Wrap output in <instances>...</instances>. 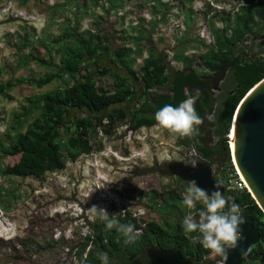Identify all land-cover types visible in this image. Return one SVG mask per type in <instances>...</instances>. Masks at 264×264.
I'll use <instances>...</instances> for the list:
<instances>
[{"label":"trees","instance_id":"trees-1","mask_svg":"<svg viewBox=\"0 0 264 264\" xmlns=\"http://www.w3.org/2000/svg\"><path fill=\"white\" fill-rule=\"evenodd\" d=\"M80 1L63 0V3L49 8L48 24L41 31V38L37 39L40 47L47 50L46 59H51L49 63L37 55L38 49L33 41L37 37L36 32L29 33L30 28L25 27L17 35L13 68L0 66V77L9 74L10 70L14 75L20 71L29 72L26 76L0 82V98L7 101H13L8 93L17 87L44 88L58 84L46 93L26 98L12 112L6 134L5 131L0 134V176L41 179L47 174L62 171L67 163H76L81 157L93 153L96 135L110 136L123 124L135 131L154 127L155 113L159 109L168 104L178 106L191 96L195 99L198 115L204 119L196 134L197 152L203 162L217 166L216 179L227 185L230 179L236 177V169L226 135L230 134L241 101L264 79V48L254 52L259 45L257 39L264 36V0H232L236 2V8L230 14L212 15L208 20L212 36L210 44L190 34L198 22L194 3L199 0H182L183 6L175 7L178 12L174 16L183 17L185 30L180 38H176L178 46L173 50L172 57L173 62L181 65L180 69L171 66L167 54L157 51L153 39L157 25L165 24L171 16L174 10L171 3L144 0L146 2L138 7L143 9L147 3L154 1L153 5L147 6L151 19L139 18L137 23H132L123 38L127 44L112 48L99 36L82 34L81 30L83 19L94 13L92 8L104 7L99 6L101 0H86V4ZM106 1L112 7L124 2ZM66 7L71 12L68 27L60 35H54L52 25L58 20V12L65 11ZM249 39H252L250 51H246ZM55 51L61 55L59 64L53 59ZM190 51H199L200 54L189 55ZM138 60H141L139 67ZM33 64L52 70L36 78L30 71ZM83 69L87 72L84 73ZM98 75L112 79L114 90L110 92L98 85ZM228 77L231 78L232 88L217 110L215 91ZM159 90L164 92L158 93ZM208 115L215 117L220 126V139L213 148L203 135V131L213 124ZM184 140L178 138L179 144H184ZM18 155L23 158L15 165H1L2 157ZM147 171L170 176L165 164L159 170L151 168ZM175 181L183 187L179 193L172 190L162 202H159L157 193L149 196L162 223L135 218L126 209L108 211L109 215H116L119 223H131L137 230H142L138 239L125 245L124 237L115 228L106 230L105 224L98 219L90 235L71 242V247L62 245L74 252L70 264H102L97 256L99 252L108 254L109 264H151L147 256L151 248L178 251L194 264H216L217 261L208 262L209 250L199 243H191V236L183 232L184 217L190 211L197 214L203 205L197 204L195 209H188L183 204V193L188 183L177 178ZM224 195L229 198V205L232 201L240 205L241 214L261 235L260 241L251 249L250 258L243 264H264L263 211L247 189L226 191ZM12 198H17L15 193ZM12 198L7 195L5 200L0 199L4 209L11 207Z\"/></svg>","mask_w":264,"mask_h":264},{"label":"rangeland","instance_id":"rangeland-1","mask_svg":"<svg viewBox=\"0 0 264 264\" xmlns=\"http://www.w3.org/2000/svg\"><path fill=\"white\" fill-rule=\"evenodd\" d=\"M118 7H112L106 0H101L99 6L82 21V34L90 33L99 36L107 46L118 48L127 42L123 39L125 32L131 28L132 23H137L139 18L150 20L147 6L138 7L144 0H123ZM81 0V4H86ZM174 6L171 16L165 24L156 27L153 39L157 51L169 56L171 66L180 69L181 65L172 61L173 50L178 46L176 38L184 33L183 17H175L178 9L183 6L182 0H162ZM244 2V0H242ZM63 0H0V66L12 69L15 63L17 35L21 28L28 29L29 33L36 32L33 39L38 49V57L46 59L47 50L38 44L41 31L49 21V8ZM138 7V8H137ZM211 8V9H210ZM236 8L232 0H199L194 3V10L198 15L196 27L190 31L191 37L205 39L210 44L212 36L208 20L213 15L227 16ZM70 8L58 12V20L52 25L51 32L60 35L68 27ZM160 19H158L159 22ZM220 26V22L217 23ZM9 41L11 45L9 44ZM252 39L246 43L245 50L250 51ZM258 48H264V36L257 39ZM13 45V46H12ZM189 55H198L199 51H190ZM146 56V55H145ZM61 55L55 51L53 59L60 63ZM141 65L138 60L137 67ZM52 69L49 67L30 66V71L36 78H40ZM89 70V69H88ZM84 73L87 70H84ZM28 70L20 71L0 77V82H5L11 77H22ZM126 74V73H125ZM98 85L104 86L110 92L114 90L112 79L101 75L97 76ZM130 81H133L130 79ZM58 84L39 87H17L10 94L13 101L0 98V134L6 129L11 120L12 112L28 97L46 93ZM231 78L228 77L221 88L215 91L216 104L219 110L223 99L231 90ZM159 90L158 93H163ZM212 125L203 135L212 148L217 146L220 139V126L212 119ZM230 135V134H229ZM229 135L226 137L229 139ZM196 134L185 138L184 144H179L178 138H173L167 131L156 126L133 130L126 124L119 127L110 136L96 135L93 139V153L81 157L76 163H67L59 172L47 174L41 179L34 177H2L0 176V199L5 200L7 195L12 198L11 207L4 209L0 204V264H70L74 259V252L62 247H71V242H78L81 238L90 235L98 218L93 217L88 209L92 205L104 208L107 211L129 210L138 214L146 221L161 220L159 213L154 211L150 201L145 202L144 197L153 193L159 196V202L172 190L180 192L183 189L175 181V177L164 176L147 170L161 169L164 164L179 161L192 164L200 156L196 148ZM230 141V140H229ZM230 143V142H229ZM23 158L2 157L1 165L13 166ZM203 162V161H202ZM234 165V164H233ZM216 174L217 166H212ZM235 167V166H234ZM6 206V205H4ZM115 213V212H114ZM219 262V256L210 255L209 263Z\"/></svg>","mask_w":264,"mask_h":264},{"label":"clouds","instance_id":"clouds-1","mask_svg":"<svg viewBox=\"0 0 264 264\" xmlns=\"http://www.w3.org/2000/svg\"><path fill=\"white\" fill-rule=\"evenodd\" d=\"M194 105L195 99L189 96L178 106H163L155 113L156 127L167 131L173 138L192 137L204 123ZM207 118L209 121L213 119L212 115ZM192 166L195 167L196 164ZM214 187L215 190L209 194L195 180L188 182L183 193V204L190 210L195 209L197 204L203 205V208L197 214L190 211L182 221V228L186 236H191V243H199L212 255L219 256L221 264H227L229 250L236 249L239 241L244 239L241 225L246 221L241 214L240 205L235 201L229 205V198L220 191L221 188H226L224 182L216 180ZM88 211L105 224L106 230L115 228L124 237L125 245L135 243L138 239L140 233L134 224H121L115 214L109 215L106 209L96 205H92ZM193 233L196 235H191ZM241 254L246 255L247 252L241 250ZM97 256L102 264H109L106 252H99Z\"/></svg>","mask_w":264,"mask_h":264},{"label":"water","instance_id":"water-1","mask_svg":"<svg viewBox=\"0 0 264 264\" xmlns=\"http://www.w3.org/2000/svg\"><path fill=\"white\" fill-rule=\"evenodd\" d=\"M234 123L235 161L251 190L248 192L264 213V79L255 85L241 101L232 128ZM193 164L196 166L193 167ZM167 170L170 176L183 182L195 180L197 185L209 194L215 190L217 179L214 169L205 162L198 161L192 164L169 162ZM220 191L225 193L226 188H221ZM244 219L246 222L241 225L244 239L239 241L236 249L229 250L227 264H243L250 258L252 247L261 239L260 232L255 226L245 217ZM241 250L247 254L242 255ZM147 256L151 264H194L191 259L184 258L175 250L151 248L147 251ZM219 262L221 263L220 257Z\"/></svg>","mask_w":264,"mask_h":264},{"label":"built area","instance_id":"built-area-1","mask_svg":"<svg viewBox=\"0 0 264 264\" xmlns=\"http://www.w3.org/2000/svg\"><path fill=\"white\" fill-rule=\"evenodd\" d=\"M199 160H202V159L200 158ZM244 189H247L245 186V183L243 182V180L240 178V176L238 175L236 171V177L229 180L228 184L226 185V191L234 192L236 190H244ZM144 200L146 203H148L149 197H144ZM133 216L135 218L141 219L140 216H138V214L136 213H133ZM142 226L144 227L145 225L142 224ZM139 233H142V230H139ZM218 264H221V263H218Z\"/></svg>","mask_w":264,"mask_h":264},{"label":"bare ground","instance_id":"bare-ground-1","mask_svg":"<svg viewBox=\"0 0 264 264\" xmlns=\"http://www.w3.org/2000/svg\"><path fill=\"white\" fill-rule=\"evenodd\" d=\"M229 140H230L229 141L230 142L229 146H230V151H231L232 162H233V164L235 166V169H236L238 175L240 176V178L245 183V186H246L247 190H249L251 192V190H250L245 178L243 177V175H242L241 171L239 170V168H238V166L236 164V161H235V156H234V153H235V123H234V126H233V128H232V130L230 132Z\"/></svg>","mask_w":264,"mask_h":264}]
</instances>
